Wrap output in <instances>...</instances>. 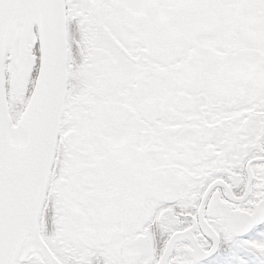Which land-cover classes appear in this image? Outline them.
I'll use <instances>...</instances> for the list:
<instances>
[{"label": "snow or ice", "instance_id": "6c2138e0", "mask_svg": "<svg viewBox=\"0 0 264 264\" xmlns=\"http://www.w3.org/2000/svg\"><path fill=\"white\" fill-rule=\"evenodd\" d=\"M0 264H264V0H0Z\"/></svg>", "mask_w": 264, "mask_h": 264}]
</instances>
